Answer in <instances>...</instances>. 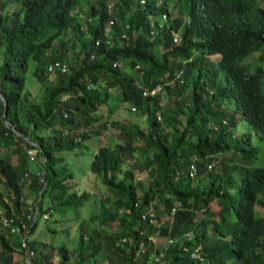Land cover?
Instances as JSON below:
<instances>
[{
  "label": "trees",
  "instance_id": "obj_1",
  "mask_svg": "<svg viewBox=\"0 0 264 264\" xmlns=\"http://www.w3.org/2000/svg\"><path fill=\"white\" fill-rule=\"evenodd\" d=\"M256 52L262 61L259 0H0L2 217L37 206L31 235L39 214L83 206L89 192L71 190L65 153L86 147L98 108L111 114L118 99L145 125L111 120L119 139L98 143L89 162L113 196L101 198L99 223L118 227L81 221L74 256L55 246L58 264H264V63L246 60ZM132 158L147 180L123 167ZM29 243L37 264H56L42 241ZM0 264H25L1 222Z\"/></svg>",
  "mask_w": 264,
  "mask_h": 264
},
{
  "label": "rangeland",
  "instance_id": "obj_2",
  "mask_svg": "<svg viewBox=\"0 0 264 264\" xmlns=\"http://www.w3.org/2000/svg\"><path fill=\"white\" fill-rule=\"evenodd\" d=\"M259 4L264 7V0H259ZM158 19H160V13L157 12ZM71 33V32H70ZM259 52L251 54L246 60H254L255 63H264V59L260 61ZM33 67L34 62H30L29 70L27 71L26 78L28 82L34 80L33 77ZM32 81L29 84L31 92L35 95H40L42 89L38 83H34ZM113 95H118V89L112 90ZM162 102L165 103L167 100V95L165 92L161 94ZM119 106L116 107V104ZM108 105L114 108L113 113H109L110 107L106 105H102L98 108L97 113L102 115V118L97 122V124L92 125V130H99L97 134L91 132V137L88 138L85 143V148H78L71 152L65 153L66 161L69 165V168L73 171L74 177L70 180L72 185L71 190L74 191H82L87 190L89 192V197L87 201L80 208H65V206L55 207L56 211L53 212V216H51L47 211H45L44 215L47 216V219L38 215L37 227L35 231L31 234L32 239H37L43 242L44 247L43 251L46 253H51L52 261L58 264V254L55 246L62 244L64 247L68 249L71 253V256H74V249L77 245L78 238V227L81 221H89L92 226H101L108 233L112 229H116L118 224L116 221L111 226H105L104 224H100V215L105 210V204L101 198L103 195H107L108 197H113L111 193H106V186L101 181V176L97 173H94L90 170L89 162L93 155L94 149L96 148L98 143H108L114 144L117 139H119L118 129L111 124L112 121L120 119L121 121H126L128 123H132L137 121L140 126L144 127L145 122L143 118H139L138 114L131 110V105L128 102H119L118 99H112L109 101ZM110 114V115H109ZM109 115V117H108ZM109 118L107 124L104 126L103 122L105 118ZM112 120V121H111ZM100 122V123H99ZM252 142L254 144L260 145L261 148L263 146L260 144L258 140V135L256 132H252ZM5 150L9 151V148H5ZM139 155V154H138ZM137 155V156H138ZM264 160V159H263ZM123 167H131L134 168V174L136 179H140L142 181L147 180V173L143 168V165L140 160L135 159H126ZM29 180L25 182V186L23 188V195H29L28 187ZM0 188L4 190V186L0 184ZM50 200V198H48ZM31 204L35 203V198L32 196L30 198ZM108 206V203L105 202ZM1 209V208H0ZM258 211L264 214V207H257ZM2 210V209H1ZM0 210V217H2V211ZM95 215L93 220L91 216ZM44 217V216H43ZM51 229H55L56 231H52ZM157 242V240H155ZM53 247V248H52ZM53 254V255H52ZM17 259H21V255H16ZM70 264V262H69Z\"/></svg>",
  "mask_w": 264,
  "mask_h": 264
},
{
  "label": "built area",
  "instance_id": "obj_3",
  "mask_svg": "<svg viewBox=\"0 0 264 264\" xmlns=\"http://www.w3.org/2000/svg\"><path fill=\"white\" fill-rule=\"evenodd\" d=\"M162 19H166V14L163 12L161 14ZM151 24L154 26V23L151 22ZM111 26V21H108L106 24L105 31H108ZM128 27V25H127ZM177 37H174V42H176ZM54 67H59L61 70H65V64H59L55 63L54 65H49V69H53ZM179 76V74H178ZM161 85H157L156 87L151 89V93H155L160 91ZM145 94L147 91L144 92ZM25 150L27 152V155L29 159H34L33 151L31 148L25 147ZM38 214L37 206L35 208H30L29 212L24 214L25 219L19 218L18 221H16L15 218L12 217H6L3 216L0 218V222L4 226H8L10 228V232L13 234H16L20 237V251L22 253V258L25 264H37L34 261L35 257V250L30 245L31 235H30V226L33 224L34 220H36ZM43 218H46L47 216L43 215Z\"/></svg>",
  "mask_w": 264,
  "mask_h": 264
},
{
  "label": "clouds",
  "instance_id": "obj_4",
  "mask_svg": "<svg viewBox=\"0 0 264 264\" xmlns=\"http://www.w3.org/2000/svg\"><path fill=\"white\" fill-rule=\"evenodd\" d=\"M257 207H260V206H256L255 207V210H256V213H257V218H260V219H262V220H264V214H262V213H260L259 211H258V209H257ZM237 220H236V218L234 219V222H236ZM239 225V224H238ZM240 225H244L245 227H246V229H247V231L249 232V231H251V227L250 226H248L247 224H245V222L243 223H241Z\"/></svg>",
  "mask_w": 264,
  "mask_h": 264
},
{
  "label": "water",
  "instance_id": "obj_5",
  "mask_svg": "<svg viewBox=\"0 0 264 264\" xmlns=\"http://www.w3.org/2000/svg\"><path fill=\"white\" fill-rule=\"evenodd\" d=\"M0 99H2L4 101V98L1 96V94H0ZM4 103H5V101H4Z\"/></svg>",
  "mask_w": 264,
  "mask_h": 264
}]
</instances>
